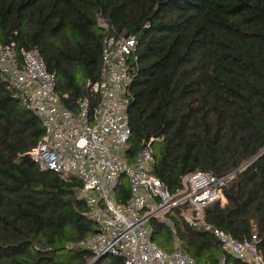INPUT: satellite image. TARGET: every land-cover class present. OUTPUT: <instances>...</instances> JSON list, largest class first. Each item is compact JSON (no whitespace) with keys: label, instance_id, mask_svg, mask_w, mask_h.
I'll list each match as a JSON object with an SVG mask.
<instances>
[{"label":"trees","instance_id":"obj_1","mask_svg":"<svg viewBox=\"0 0 264 264\" xmlns=\"http://www.w3.org/2000/svg\"><path fill=\"white\" fill-rule=\"evenodd\" d=\"M103 21V24L100 22ZM139 43L128 106L133 162L145 141L153 173L175 193L192 171L233 173L206 219L238 240L257 234L264 257V0H0V42L38 48L55 90L73 112L101 79L104 35ZM0 69V264H89L76 244L98 231L80 179L41 170L24 154L45 133L41 119L13 97ZM131 196L125 176L117 188ZM185 252L199 264H246L225 254L211 232L173 216ZM152 238L171 247L173 231L152 219ZM108 256V255H107ZM105 256V257H107ZM106 264H123L112 255Z\"/></svg>","mask_w":264,"mask_h":264},{"label":"built area","instance_id":"obj_2","mask_svg":"<svg viewBox=\"0 0 264 264\" xmlns=\"http://www.w3.org/2000/svg\"><path fill=\"white\" fill-rule=\"evenodd\" d=\"M103 24V21L100 22ZM138 37L134 34H106L102 40L101 79L88 82L99 97L90 108L89 98L78 102L75 113L61 102L55 90V73L50 71L38 48L21 51L15 43L0 42V69L10 79L13 97L31 109L45 129L38 144L24 154L41 170L80 179L81 198L88 206L87 216L98 224V231L76 245L90 252L89 264H106L107 255L122 258L123 264H199L185 252L171 215L211 231L225 254L246 264H264L257 234L238 240L208 222L205 210L215 201L226 202L223 187L233 173L217 176L200 170L185 174L181 187L173 193L153 173L155 150L152 140L144 143L133 162L127 158L131 128L128 106L130 85L137 61ZM126 176L130 198H117L121 178ZM152 219L167 223L174 233V248L165 250L152 238ZM217 264H230L226 255Z\"/></svg>","mask_w":264,"mask_h":264},{"label":"rangeland","instance_id":"obj_3","mask_svg":"<svg viewBox=\"0 0 264 264\" xmlns=\"http://www.w3.org/2000/svg\"><path fill=\"white\" fill-rule=\"evenodd\" d=\"M125 178H126V182L128 183V185H129V180H128V178L125 176ZM176 215V217H178V218H180L181 219V217L179 216V213L177 212V211H175V213H174V215H171L170 214V216H171V218L173 219V221H174V218H173V216H175ZM182 220V219H181ZM175 223V222H174ZM176 226V225H175ZM177 229V228H176ZM160 246V245H159ZM161 247V246H160ZM174 248V235H173V238H172V240H171V247L169 248V249H166V250H172ZM112 255H108L107 257H105L103 260L104 261H106V260H108L110 257H111Z\"/></svg>","mask_w":264,"mask_h":264}]
</instances>
